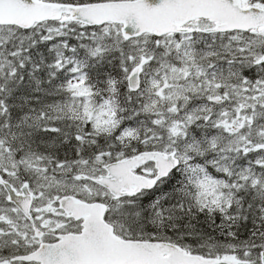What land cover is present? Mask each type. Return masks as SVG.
<instances>
[{"label": "snow or ice", "instance_id": "obj_1", "mask_svg": "<svg viewBox=\"0 0 264 264\" xmlns=\"http://www.w3.org/2000/svg\"><path fill=\"white\" fill-rule=\"evenodd\" d=\"M0 264H264V0H0Z\"/></svg>", "mask_w": 264, "mask_h": 264}]
</instances>
